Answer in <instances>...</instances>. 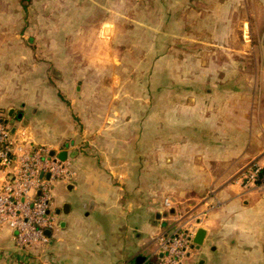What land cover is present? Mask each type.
Instances as JSON below:
<instances>
[{"label": "crops", "instance_id": "1", "mask_svg": "<svg viewBox=\"0 0 264 264\" xmlns=\"http://www.w3.org/2000/svg\"><path fill=\"white\" fill-rule=\"evenodd\" d=\"M1 31V116L50 154L65 153L72 175L59 179L63 193L51 194L55 226L46 243L19 250L0 223V264H150L156 235L173 229L188 209L215 201L197 224L203 240L186 264H264V188L246 190L236 181L244 165L264 155V81L257 74L234 73L232 88L220 75L213 89L184 91L188 99L170 109L163 138L158 115L151 143L120 133L94 136L84 148L76 140L83 126L70 121L58 94L31 84L17 90L18 73L19 80L32 75V64L17 61Z\"/></svg>", "mask_w": 264, "mask_h": 264}, {"label": "rangeland", "instance_id": "2", "mask_svg": "<svg viewBox=\"0 0 264 264\" xmlns=\"http://www.w3.org/2000/svg\"><path fill=\"white\" fill-rule=\"evenodd\" d=\"M10 1L0 0L1 41L33 69L18 73L17 90L58 94L84 127L76 139L84 148L94 136L151 143L158 115L165 137L184 91L213 89L220 75L226 88L237 72L264 81V0ZM64 190L57 180L51 194Z\"/></svg>", "mask_w": 264, "mask_h": 264}, {"label": "built area", "instance_id": "3", "mask_svg": "<svg viewBox=\"0 0 264 264\" xmlns=\"http://www.w3.org/2000/svg\"><path fill=\"white\" fill-rule=\"evenodd\" d=\"M49 152L26 139L23 128L12 131L0 113V223L13 231L19 250L48 241L47 232L55 226L50 207L53 183L72 175L68 162ZM236 181L246 190L264 188V155L244 165ZM217 205L218 201L211 202L204 209L191 208L177 216L173 229L156 235L151 264H186L199 220Z\"/></svg>", "mask_w": 264, "mask_h": 264}, {"label": "water", "instance_id": "4", "mask_svg": "<svg viewBox=\"0 0 264 264\" xmlns=\"http://www.w3.org/2000/svg\"><path fill=\"white\" fill-rule=\"evenodd\" d=\"M64 156H65V153H61L59 158L63 159ZM64 206L66 207L67 205L65 204ZM203 236H204V230L201 228L197 229V231L195 232L193 239H192V241H193L192 247L198 248L199 245H201V243H202Z\"/></svg>", "mask_w": 264, "mask_h": 264}]
</instances>
